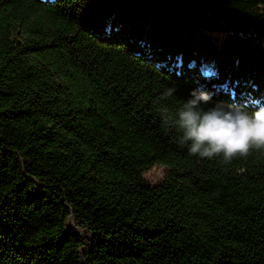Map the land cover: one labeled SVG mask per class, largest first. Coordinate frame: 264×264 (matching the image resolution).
Segmentation results:
<instances>
[{
  "label": "trees",
  "instance_id": "trees-1",
  "mask_svg": "<svg viewBox=\"0 0 264 264\" xmlns=\"http://www.w3.org/2000/svg\"><path fill=\"white\" fill-rule=\"evenodd\" d=\"M193 90L264 102V0H0V264H264V152L180 146Z\"/></svg>",
  "mask_w": 264,
  "mask_h": 264
},
{
  "label": "clouds",
  "instance_id": "clouds-1",
  "mask_svg": "<svg viewBox=\"0 0 264 264\" xmlns=\"http://www.w3.org/2000/svg\"><path fill=\"white\" fill-rule=\"evenodd\" d=\"M213 74L211 69L203 73ZM175 88L167 89L161 99L171 97ZM211 94L193 90L190 98L175 113L167 107L158 111L166 127L181 133L179 145H187L193 156L202 159L219 157L225 165L246 158L251 152H264V102L254 99L244 104L214 105L203 108ZM248 107L256 110L252 113Z\"/></svg>",
  "mask_w": 264,
  "mask_h": 264
},
{
  "label": "rangeland",
  "instance_id": "rangeland-1",
  "mask_svg": "<svg viewBox=\"0 0 264 264\" xmlns=\"http://www.w3.org/2000/svg\"><path fill=\"white\" fill-rule=\"evenodd\" d=\"M209 36L213 41L219 43L222 47V52H224L226 47V40L224 38L219 37L217 33H209ZM208 69H211L209 66ZM166 168L163 165H156L153 169L146 171L144 176L149 184L157 185L159 184L163 178L165 177Z\"/></svg>",
  "mask_w": 264,
  "mask_h": 264
},
{
  "label": "snow or ice",
  "instance_id": "snow-or-ice-1",
  "mask_svg": "<svg viewBox=\"0 0 264 264\" xmlns=\"http://www.w3.org/2000/svg\"><path fill=\"white\" fill-rule=\"evenodd\" d=\"M210 75H213V74H210Z\"/></svg>",
  "mask_w": 264,
  "mask_h": 264
},
{
  "label": "water",
  "instance_id": "water-1",
  "mask_svg": "<svg viewBox=\"0 0 264 264\" xmlns=\"http://www.w3.org/2000/svg\"><path fill=\"white\" fill-rule=\"evenodd\" d=\"M221 50H223V49L221 48Z\"/></svg>",
  "mask_w": 264,
  "mask_h": 264
}]
</instances>
